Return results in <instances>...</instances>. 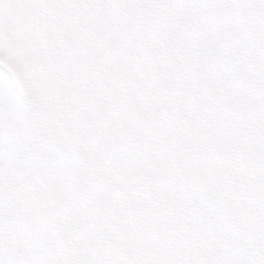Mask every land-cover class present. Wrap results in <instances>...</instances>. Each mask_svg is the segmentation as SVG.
Returning a JSON list of instances; mask_svg holds the SVG:
<instances>
[{"label":"snow or ice","instance_id":"1","mask_svg":"<svg viewBox=\"0 0 264 264\" xmlns=\"http://www.w3.org/2000/svg\"><path fill=\"white\" fill-rule=\"evenodd\" d=\"M0 264H264V0H0Z\"/></svg>","mask_w":264,"mask_h":264}]
</instances>
